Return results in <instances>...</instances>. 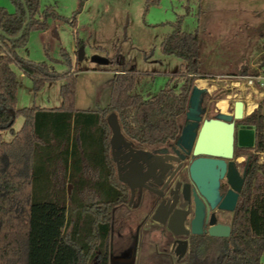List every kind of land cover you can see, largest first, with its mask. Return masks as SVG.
<instances>
[{"label": "trees", "instance_id": "1", "mask_svg": "<svg viewBox=\"0 0 264 264\" xmlns=\"http://www.w3.org/2000/svg\"><path fill=\"white\" fill-rule=\"evenodd\" d=\"M11 1L14 12L0 5V30L7 35H0V264H111V235L129 217L119 207L122 185L112 178L108 117L116 115L123 137L136 147L152 150L175 141L195 80L211 75L202 70L198 33L182 31L183 16H179L169 22L174 29L161 42L163 53L182 59L178 91L167 84L144 98L133 93L136 73L118 70L110 81L108 104L81 110L75 107V72L59 73L45 62L20 57L17 49L25 46L30 30H47L50 18L69 21L75 29L76 15L86 0H79L70 19L50 5L40 9L39 0ZM157 1L147 0L146 4ZM256 28L264 36V22ZM82 43L76 38L77 47ZM61 55L70 65L69 55L64 51ZM13 64L30 77L34 92L46 82L63 78L60 106L17 108ZM240 74L255 76L259 72L251 67ZM19 115L23 122L16 130ZM238 124L252 128L254 140L252 147L236 152L246 160L232 231L225 238L193 243L182 264H261L264 97ZM4 130L11 131V140L3 138Z\"/></svg>", "mask_w": 264, "mask_h": 264}, {"label": "rangeland", "instance_id": "2", "mask_svg": "<svg viewBox=\"0 0 264 264\" xmlns=\"http://www.w3.org/2000/svg\"><path fill=\"white\" fill-rule=\"evenodd\" d=\"M146 1L86 0L76 15L75 29L69 21L50 18L47 30L32 29L28 32L25 46L18 48L17 53L35 63L52 65L59 73L71 69L77 74L75 107L95 110L108 104L110 81L116 70L136 73L133 93L144 98L155 95L167 84L175 91L179 90L184 71L182 59L163 53L160 45L174 29L169 22L183 16L181 30L197 31L202 70L211 72L206 78L195 80V85L203 87L200 99L207 108L203 117L214 116L217 102L219 106L226 102L220 99L227 95H230L231 108L236 100L245 102L246 96L259 104L264 97V86L256 83L251 87L244 78L239 79L243 83L241 91L226 84L228 80L238 79L236 76H246L240 72L251 68V64H257L256 54L264 49V37L258 34L259 29L255 26L264 22V1L158 0L150 4ZM78 3L79 0H39V7L43 9L50 5L60 16L70 19ZM0 5L10 12L16 9L11 0H0ZM76 38L83 41L81 58L77 56L80 46L77 47ZM62 51L69 55L70 65L62 59ZM262 68L260 74H264ZM13 69L18 80L17 108L60 106L63 78L46 82L34 92L30 77L16 64H13ZM225 72L238 74H223ZM213 73L219 74L214 76ZM108 121L111 138L118 141L123 135L116 115L110 114ZM22 122L23 118L17 116L14 128L19 129ZM2 134L7 141L13 137L10 130H4ZM138 225L140 229L148 228L137 218H129L113 231L109 248L116 263H129L136 240L135 264H182V261L173 263L164 255L157 254L156 249H160L158 245L164 239L156 231L148 236L136 233ZM121 255H125L126 260L122 261ZM261 264H264V253Z\"/></svg>", "mask_w": 264, "mask_h": 264}, {"label": "flooded vegetation", "instance_id": "3", "mask_svg": "<svg viewBox=\"0 0 264 264\" xmlns=\"http://www.w3.org/2000/svg\"><path fill=\"white\" fill-rule=\"evenodd\" d=\"M200 109L204 111L201 117L205 119L203 116L207 108L200 104ZM218 113L208 118H213ZM235 123L236 127L243 126L238 121ZM126 142L129 144L126 145ZM114 144L112 152L109 143L112 178H117L124 191L119 207L126 209L129 218H137L148 225L144 229H140L138 225L136 233L141 232L143 236H148L156 231L164 239L158 245L160 249H156L157 254L164 255L170 262L181 263L193 243L230 235L238 198L233 209L221 206L232 189L227 176L229 159H224L226 163L223 172H203L199 176L201 182L198 184L191 176L190 165L199 157H211L195 156L192 150L187 152L180 146L178 138L152 150L136 147L125 138L124 141H115ZM239 148L241 147L235 140L230 160L234 161L237 171L242 174L245 160L236 154ZM136 150L143 152L135 154ZM136 156L142 157L143 162L135 163L133 158ZM119 177L125 178L126 182ZM169 224L175 228L177 234L168 228ZM226 230L227 236L211 234V231L221 233ZM155 246L157 247L156 244ZM136 250L135 240L134 255L129 258L128 264H135ZM109 253L112 264H121L114 261L111 250ZM121 259L126 260V256L121 255Z\"/></svg>", "mask_w": 264, "mask_h": 264}, {"label": "water", "instance_id": "4", "mask_svg": "<svg viewBox=\"0 0 264 264\" xmlns=\"http://www.w3.org/2000/svg\"><path fill=\"white\" fill-rule=\"evenodd\" d=\"M26 14L28 15L27 10ZM0 35L7 36L3 30H0ZM77 56L79 58L83 56V46L78 48ZM202 93L203 90L198 86L195 85L193 87L189 97L187 111L185 113L186 120L181 129L180 136L178 137V142L187 152L192 150V153L195 156L205 155L211 157H199L193 160L190 165L191 176L198 184L201 182L199 176L203 172H223L226 163L224 159H229L227 163L229 167L227 176L232 189L227 193L221 206L233 209L245 177V166L242 174H239L234 161L230 160L233 156L234 141L236 140L240 147H252L254 130L245 126L236 127L235 122L241 120L246 115L244 113V102L242 100H236L234 102L232 113L219 112L213 118L202 119L201 114L204 112L200 109V98ZM109 125L111 126V124ZM118 141H124V137L122 136ZM114 143L115 140L110 138L112 152L115 147ZM128 144L129 143L126 142V145ZM142 152L143 150H136L135 154H140ZM133 159L135 160V163L143 162L142 157L139 156H136ZM242 159L246 160L244 157H242ZM119 179L126 182L125 178L119 177ZM68 192H70V185L68 187ZM223 203H227V205ZM168 228L174 234L178 233L171 224L168 225ZM211 234L227 236L228 231L226 230L221 233L211 231Z\"/></svg>", "mask_w": 264, "mask_h": 264}, {"label": "crops", "instance_id": "5", "mask_svg": "<svg viewBox=\"0 0 264 264\" xmlns=\"http://www.w3.org/2000/svg\"><path fill=\"white\" fill-rule=\"evenodd\" d=\"M251 1H264V0H251ZM249 4H251V3H249ZM252 6H254L253 4H251ZM255 7V6H254ZM260 23V22H259ZM258 23V24H259ZM257 24V25H258ZM257 25H255V26H257ZM48 28H49V24H48ZM262 37H264V36H262ZM264 48V47H263ZM18 54V53H17ZM264 54V49H262V50H258V53L256 54V57H257V64H251L252 65V67L253 68H257L258 69V72L260 73L261 71H260V69L264 66V61L262 62L261 61V57H262V55ZM20 57H22V56H20ZM23 58H25V57H23ZM261 62H262V66H260V64H261ZM263 69V68H262ZM116 72H118L117 70L116 71H114V73H116ZM220 72V71H219ZM262 73V72H261ZM218 74L219 73H213L212 75H216V76H218ZM223 74H226V75H230V74H238V72H236V73H230V72H225V73H223ZM226 75H224V76H226ZM220 76V75H219ZM200 80V79H199ZM243 83H241L240 81H237V79H232V80H228V82H227V84L226 85H229V86H231V88H236L237 89V91H241V85H242ZM196 86H198V85H196ZM200 89H202L203 90V87H200V86H198ZM239 93V92H238ZM229 99H230V95H227L226 96V98L225 99H220V100H226V106H225V109H222L221 108V106H219L218 105V102H217V104H216V112H222V113H232V111H233V107L231 108L230 106H229ZM249 99H251V98H249V96H246L245 97V102H244V107H245V105L247 104V102H248V100ZM219 100V101H220ZM256 104H258V103H256L255 102V106H254V108L257 106ZM39 107H42V106H39ZM45 108H48V107H45ZM253 108V109H254ZM252 109V110H253ZM251 110V111H252ZM250 111V112H251ZM250 112H247V113H245L246 115L247 114H249ZM246 127V126H245ZM247 128H250V127H247ZM242 158V157H241ZM264 160V153H262L261 154V156H260V160ZM261 160V161H262Z\"/></svg>", "mask_w": 264, "mask_h": 264}, {"label": "built area", "instance_id": "6", "mask_svg": "<svg viewBox=\"0 0 264 264\" xmlns=\"http://www.w3.org/2000/svg\"><path fill=\"white\" fill-rule=\"evenodd\" d=\"M263 71H264V67H263ZM237 81H240L239 79L240 78H244L245 79V83L251 87L255 86L256 83H258V85L260 87L264 86V74H258V75H255V76H236ZM241 82V81H240Z\"/></svg>", "mask_w": 264, "mask_h": 264}, {"label": "bare ground", "instance_id": "7", "mask_svg": "<svg viewBox=\"0 0 264 264\" xmlns=\"http://www.w3.org/2000/svg\"><path fill=\"white\" fill-rule=\"evenodd\" d=\"M220 106L222 107V109H225L226 102H221ZM254 106H255V101L249 99L244 107V113L250 112L254 108Z\"/></svg>", "mask_w": 264, "mask_h": 264}]
</instances>
